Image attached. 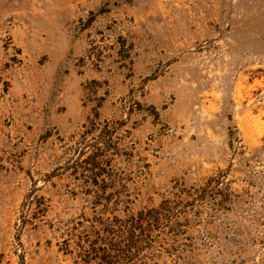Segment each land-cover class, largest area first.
Wrapping results in <instances>:
<instances>
[{"label": "rangeland", "instance_id": "rangeland-1", "mask_svg": "<svg viewBox=\"0 0 264 264\" xmlns=\"http://www.w3.org/2000/svg\"><path fill=\"white\" fill-rule=\"evenodd\" d=\"M0 264H264V0H0Z\"/></svg>", "mask_w": 264, "mask_h": 264}, {"label": "trees", "instance_id": "trees-1", "mask_svg": "<svg viewBox=\"0 0 264 264\" xmlns=\"http://www.w3.org/2000/svg\"><path fill=\"white\" fill-rule=\"evenodd\" d=\"M105 203H104V210L103 212H107L110 210V207H107L110 203V196H106ZM119 200V199H118ZM120 201H118L119 203ZM172 205L169 200H162L156 207H149L144 208L135 214L126 215L123 218H116L115 216L112 217L110 220L111 222H118L119 224L128 225L130 227H138L141 223H148V224H157L164 220V218L168 219L170 216ZM106 220H109L107 217ZM134 234L131 233L128 235V239H132Z\"/></svg>", "mask_w": 264, "mask_h": 264}]
</instances>
